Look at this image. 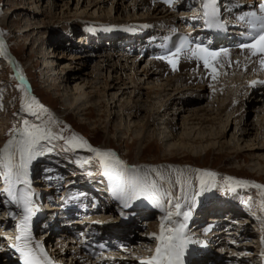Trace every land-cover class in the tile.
Listing matches in <instances>:
<instances>
[{
    "label": "rangeland",
    "instance_id": "obj_1",
    "mask_svg": "<svg viewBox=\"0 0 264 264\" xmlns=\"http://www.w3.org/2000/svg\"><path fill=\"white\" fill-rule=\"evenodd\" d=\"M89 2L87 0H0V17L6 24L5 30L0 28V149L13 138L12 129H22L24 121L29 125H48L56 133L62 131L65 137L72 134L80 137L79 132H82L95 144L96 149L112 151L120 160H127L128 166L141 169L142 173H146L155 181L160 192L166 189L167 193L171 194L173 203L179 200L182 205H188L185 211L190 209V204H186L182 198L172 196L175 195V186L171 183H175L176 187L181 186L184 178L188 179L193 172L198 173L197 170L216 173L217 179L224 182L227 187L236 186V180L226 178H231L233 175L247 178L245 181L250 183L246 191L236 189L234 194H249L253 204L256 201L255 208L246 215L236 216L240 217L235 219L237 226L227 222V226L235 229L231 235H219L224 239H221L220 245L216 247V252L221 253L220 255L227 261L226 264H264V255H262L264 237L261 238V233L264 231V211L260 208L259 195L264 189L251 187V182L257 183L254 179L264 184V149L250 151L253 153L245 151L246 148H251L252 144H254L253 148L256 146L262 148L264 143V95H261L264 90L257 93L250 91L247 83L251 80L252 72L248 75L249 73L244 74L235 70L224 78L230 80L227 85L220 83L223 81L221 78L209 85L201 82L184 85L179 81L175 82L173 87L166 86L168 78L175 80L174 74L178 72L168 73L169 75L166 76L161 73L154 74L152 78L146 79L147 77L140 75V71L147 66L145 61L138 64L128 63L132 57L129 60L125 59L118 52L113 51L108 44L104 45L106 40H103L98 49L88 50L83 57L70 59L69 55L76 56L78 53L74 52V46L70 48L66 45L67 39L64 35L68 36L74 27L78 28V31L86 26L95 30L104 28L103 25L118 28L124 21L137 19L141 21L149 17L163 20L172 17L171 14L169 15L170 12L165 13L159 9L161 14H152L150 9L137 7L135 0H105V2L97 0L102 2L99 4ZM187 10L186 8L184 11ZM97 17L107 18L106 22L102 24L95 21ZM76 18L82 20L76 22L74 21ZM79 32L80 36L84 34L82 30ZM109 32L107 31L106 34H110ZM92 44L97 46L96 42ZM7 46L11 48L9 50L15 58L7 54ZM101 52L106 57L115 52L114 54L119 56L117 57L120 59L119 64L126 66L127 69L121 72L116 69L117 66L113 65L114 60H111L113 57L110 55L108 56L110 61L102 66L103 63L99 61L98 56L102 54ZM37 65L40 67L35 69ZM45 65L48 68L42 73L41 68L43 69ZM131 66L139 72V80L134 79V88L122 89L124 86H132L129 84L134 78ZM13 69L24 78L15 76ZM22 70L31 75L32 81L36 78L30 103L33 98L37 103L31 109L27 106L22 107L23 102L30 95V84H28L30 79H27L28 76H23ZM36 70H40L43 77L35 76ZM220 71L217 73L222 75ZM182 72L192 76L187 74L186 70ZM229 73L230 71L226 75ZM67 74L69 79L65 80ZM120 74H123L121 82L117 80ZM49 75H51L50 79ZM250 84L252 87H258L254 83ZM163 86L167 91H162ZM136 89L139 90L140 95ZM147 92H151L149 96ZM78 98L79 102L76 103L75 99ZM181 99H184V103ZM188 100L193 102L186 106L185 101ZM135 103L141 108L136 113L133 110L129 111ZM40 105H43L44 110H41ZM199 107L209 109L208 113L193 112ZM134 114L136 115L133 116ZM196 116L204 121L194 120ZM211 118L215 120L211 121ZM220 128L223 132H219ZM246 144L250 147H246ZM61 145H64L63 141H53L52 144L47 145L53 147V152L38 156L31 161L32 168L30 163L28 165L29 188L34 193L35 200L44 198L51 202L58 198L54 190L49 192L40 190L47 182L52 184L60 181V173L66 174L71 168V165L63 163L66 169L60 171L58 166L60 158L68 162H77L92 154L85 151L87 147L64 151ZM49 161H56V165ZM164 166L178 172L177 177L162 173L161 168ZM197 166L204 168L200 169ZM190 171L191 174L183 175ZM1 182H3L2 177H0ZM215 188L219 186L216 185ZM2 189L3 184L0 186V193ZM179 189L181 191L184 188ZM198 190L196 184L192 183L184 195L192 196ZM208 192L210 191L199 196L204 198ZM199 196H195L198 197L195 199L201 198ZM5 198L4 194H0V201ZM110 205L113 206V212L106 211L104 207L105 212L100 208L85 218L88 221L95 218L96 224L99 223L100 226L104 224L105 228L109 226L113 232L115 230L121 234L126 228H129L128 231L131 229L129 233L122 235L120 240L114 239L118 243L113 253L120 264H141V261L149 258L155 250L156 242L150 237L152 234L159 235L160 218L164 213L157 209L162 212L160 215L155 216L154 213L146 220L138 218L126 226L121 224V208H115L114 204ZM169 209L175 211L171 206ZM9 211L13 209L0 203V217H5ZM147 213L150 214L151 211ZM174 219L182 220L181 217ZM245 220L247 224L239 227L240 222ZM12 223L11 220L10 224ZM2 224L1 220L0 225ZM99 229L103 231L104 228L101 226ZM3 244L4 242L1 241L0 247ZM121 258L126 262L121 263Z\"/></svg>",
    "mask_w": 264,
    "mask_h": 264
},
{
    "label": "snow or ice",
    "instance_id": "obj_2",
    "mask_svg": "<svg viewBox=\"0 0 264 264\" xmlns=\"http://www.w3.org/2000/svg\"><path fill=\"white\" fill-rule=\"evenodd\" d=\"M171 5L172 0H164ZM202 18L204 24L209 28H223L224 24L219 19V0H201ZM239 6V5H237ZM258 11H248L240 15L237 19L246 26V36L249 43L239 45L241 49H249L253 57H260V64L264 67V2L256 5ZM190 53L189 58H195L203 62L205 70L213 73V79L217 72L216 61L221 55L228 56L227 49L210 50L208 47L196 44L193 49L187 39L175 47L173 51H168L166 55L157 57L166 60L175 71L178 60L175 57L185 50ZM238 63V62H237ZM37 102L35 98L27 105L31 109ZM41 110L43 105H40ZM52 123V121H49ZM13 138L9 139L2 149H0V177H2L5 187L2 193L6 198L0 203L4 205L15 206L19 212L9 211L10 220L19 217V222L15 224L17 235L16 243L11 244L19 254L22 264H54L49 258L43 245L35 241L31 233V219L36 213V207L33 201L34 193L29 188L24 190L19 185L28 184V165L38 156L45 154V151H53V147H47L53 141H63L61 145L64 151H71L78 148L87 147L89 152L95 154L98 165L103 170V175L110 182L111 190L115 199L121 201L124 207H129L132 201L139 200L141 197L152 200L155 205L164 212L160 218L159 235L152 234L150 237L156 242L155 252L149 258L142 260L141 264H185V256L188 253V246L192 243L191 238L186 233L187 221L190 218V209L183 210V205L177 200L173 203L171 194L167 204L175 211L166 208L161 203L160 189L155 181L151 180L146 173L135 166H128L124 161L117 158L112 151H101L87 144L81 137L72 134L68 137L63 132L56 133L45 124H31L24 121V127L17 130L12 129ZM18 136L19 138H15ZM89 161H85L88 163ZM199 173V190L192 196L185 194L182 198L186 204L194 207L195 196H199L206 191L216 187V173L210 171L197 170ZM232 180V178H226ZM185 183L191 184L190 180ZM241 186H248L250 182L235 181ZM251 187L264 189V185L251 182ZM233 191L235 189H232ZM260 208L264 211V191L259 193ZM174 217H183V220L174 219ZM264 255V253H262Z\"/></svg>",
    "mask_w": 264,
    "mask_h": 264
},
{
    "label": "bare ground",
    "instance_id": "obj_3",
    "mask_svg": "<svg viewBox=\"0 0 264 264\" xmlns=\"http://www.w3.org/2000/svg\"><path fill=\"white\" fill-rule=\"evenodd\" d=\"M88 1H90L91 2V4H93L92 2H96V3H102V2H105V0H101L102 2H97V0H87V2ZM136 1V6L137 7H141V8H143V6H146L147 7V9H150V12L152 13V14H156V15H158V14H161V12H159L158 11V6H156V5H154L152 8L149 6V3H147L145 0H135ZM85 2V1H84ZM89 2V3H90ZM95 3V4H96ZM88 5V4H87ZM90 5V4H89ZM150 5H151V3H150ZM174 6H179L178 4H175ZM160 10V9H159ZM166 11V10H165ZM107 12V11H106ZM109 12V11H108ZM2 18L0 17V28H2V29H6V24H5V21L4 20H1ZM106 19L107 18H104V17H100V18H98L97 17V19H94L95 21H97V22H101L102 24L103 23H105L106 22ZM146 19H151V17H149V18H146ZM146 19H144V20H141L142 22H144ZM82 19H80V18H76V19H74V21H76V22H78V21H81ZM140 19H137L136 21H139ZM91 21V20H90ZM125 22H128V21H124V23ZM146 22H147V20H146ZM113 23H115V22H113ZM85 28L86 27H82V29H80V30H85ZM78 28H76V30H77ZM24 31H29V30H24ZM109 31H111V30H108V32ZM115 31V33H110V34H117L118 32H119V30L118 29H116V28H113L112 29V32H114ZM85 36V37H84ZM96 36L99 38V34H96ZM81 39H82V37H84V39H83V41L84 40H87V43L89 44L90 42H91V40H89V37H92L93 38V35H92V33H90L89 31L88 32H85L84 31V34H82L81 36ZM91 39V38H90ZM87 43H85V44H87ZM10 53L12 54V52H11V50H10ZM78 53V52H77ZM102 53V52H101ZM115 53V52H114ZM114 53H112V54H109L110 56H112L113 57V59H111V60H114V63H113V65H116L117 67H116V69H119L120 70V72H121V70H124L125 71V69H127V68H125L126 66H123V65H121V64H119V60L120 59H118L119 58V56L118 55H116V54H114ZM228 56H224V55H221L220 57H218V59H217V61H216V65H217V71H220L221 73H222V75H220L219 74V72L217 73H215V76H216V78L215 79H213L212 77H213V73L210 71V70H203V74H192V76H188V75H186V73H183L182 71H184V70H186L187 68H189V67H191V63H189L188 61H186V60H183V61H181L179 64H178V66H177V69L175 70V72H178V73H176V74H178V75H176V74H174L175 76H176V78H175V80L173 79V78H168V80L166 81L167 83H166V86H172L173 87V84H175V82H179V81H181V82H183L184 83V85H188L189 83L191 84V83H194V82H201L202 84H204V85H209L210 83H212V82H214L215 80H220L221 78L223 79V81H221L220 83H223V84H225V85H227V82H229L230 80H225L224 78L226 77V76H229L230 74H232L235 70H237V71H240V72H243L244 74H248V73H250V72H254V73H256L257 71H260L261 70V68H262V66H261V64H260V57H256V59H254V60H251V61H249V55H250V50L249 49H232V50H230V51H228ZM108 55V56H109ZM70 57V59H72V58H79V57H83L84 56V54H78V55H69ZM99 57H100V59H99V61L100 62H102L103 64H102V66H105V64H107V62L108 61H110V60H108V56L106 57L105 56V54H100V55H98ZM118 57V58H117ZM234 57V58H233ZM135 59H136V57H135ZM143 61V60H142ZM131 62H133V63H135V60L132 58V60H130L128 63H131ZM141 62V61H140ZM139 62V63H140ZM238 62V63H237ZM168 62L166 61V60H164V61H162V62H157V61H153V65H148L147 64V66H145L141 71H140V75H142L143 77L145 76V77H147L146 79H150V78H152V76L154 75V74H160L161 73V75H164L165 74V76L168 74V73H174V71H172L171 72V70L172 69H169V68H167L166 67V65H170V64H167ZM43 64H45V63H43ZM127 64V63H126ZM98 65V64H97ZM171 66V65H170ZM112 67H114V66H112ZM120 67V68H119ZM48 67H47V65H45L44 67H43V69H42V73H43V71L45 70V69H47ZM95 68V67H94ZM234 68V69H233ZM232 69V70H231ZM158 71V72H157ZM230 71V73L229 74H227L226 75V73L227 72H229ZM22 72H23V74H24V72H25V70H22ZM131 72H132V74H134L133 76H134V78H133V80H131L130 81V83L129 84H132V86L130 85L129 87L128 86H124L122 89H126V88H134L135 86H133V84H134V81L135 80H139V78H138V75H139V72H137V70H135V68L134 67H132L131 66ZM17 73V72H16ZM193 73V72H192ZM17 75L19 76V77H21V78H24V77H22L21 75H19L18 73H17ZM169 75V74H168ZM223 75H225V76H223ZM17 76V77H18ZM23 76H25V74L23 75ZM50 76L51 75H49L48 76V78L50 79ZM71 76V75H70ZM123 74H120V76H118V78H117V80H119V82H121V81H123ZM132 76V77H133ZM218 77V78H217ZM61 79V78H60ZM69 79V74H67V76L65 77V80H68ZM129 79H130V77H129ZM135 79V80H134ZM167 79V78H166ZM64 79H62V81H63ZM64 80V81H65ZM125 81V80H124ZM28 82V81H27ZM148 82V81H147ZM247 82V81H246ZM125 83V82H124ZM29 84V83H28ZM158 84H160V83H158ZM162 84V83H161ZM160 84V85H161ZM256 85V84H255ZM160 87V86H159ZM214 87V86H213ZM151 89H156V90H160V89H158V88H153V87H151ZM201 89V88H200ZM74 90H75V88H74ZM137 90V89H136ZM263 90V89H262ZM163 92H165V91H167L166 89H165V87L163 86V90H162ZM75 92V91H74ZM137 93L139 94V90H137ZM151 93V92H150ZM150 93L149 92H147V95L149 94L150 95ZM198 93H200V92H198ZM140 95V94H139ZM148 95V96H149ZM197 96L199 95L200 96V94H196ZM195 95V96H196ZM261 95H264V91H262V93H261ZM140 97V96H139ZM151 98V97H150ZM28 99V98H27ZM74 99V98H73ZM76 101V103L77 102H79V98L78 99H75ZM183 100L184 99H181V101L183 102ZM181 102V103H182ZM193 102V100H191V101H185V105L187 106V105H190L189 103H192ZM184 103V102H183ZM182 103V104H183ZM241 104V103H240ZM133 105V104H132ZM130 110H133V112H138V111H140L141 110V108L139 107V105L137 106V103H135V105L131 108V109H129V111ZM223 110V109H222ZM199 111H203V113H208V111H209V109H207V108H200L199 107V109L198 108H196V109H194L193 110V112H199ZM226 111V110H225ZM192 113V112H191ZM166 114H168V113H166ZM260 114V113H259ZM136 114H134L133 116H135ZM193 115H195L194 113H193ZM132 116V117H133ZM200 120V121H204V120H201V119H199V118H197V116L194 118V120ZM261 119V118H260ZM215 119L214 118H211V121H214ZM259 120V119H258ZM208 121V120H207ZM170 124V123H169ZM222 128H225V126H222ZM222 128H220V131L219 132H223V129ZM193 139V138H192ZM193 140H196V139H193ZM264 142V141H263ZM247 145V144H246ZM254 144H252L251 145V148H246V152L248 151V152H250V151H252V150H263L264 149V143H262V148H257V146L256 147H252ZM249 146V144L246 146V147H248ZM250 147V146H249ZM186 148V147H185ZM184 147H183V149H185ZM205 150H207V149H205ZM184 152V151H183ZM250 153H253V152H250ZM137 161H139L140 162V160L139 159H137ZM31 164V163H30ZM33 164V163H32ZM32 164H31V166H32ZM35 165V164H34ZM30 166V167H31ZM30 167H29V169H30ZM162 169V173H168L169 175H178V172L176 173L175 172V170H173V169H170L169 167H167V166H164V167H162L161 168ZM48 172V171H47ZM191 174L192 172L190 171V172H186V173H183V175H185L186 176V174ZM187 174V175H188ZM78 175L77 174H71V175H69V176H65V177H67V181H68V183L66 182V180H62V186H60L59 188H61V189H65V191H63L64 193H66V191H69V190H72V188H70V186L71 185H74V183L76 182L75 180H76V177H77ZM198 176H199V174L198 173H195V172H193L190 176H189V178L187 179V178H184V180L182 181V183L183 184H181V186H178V187H176V185H175V183H171L172 184V186H175V189H174V192H175V195H172V196H176V197H178V199L179 198H183V195H184V193H185V191H187V189H188V186L189 185H192V183H194V184H196V188L197 189H199V179H198ZM177 177V176H176ZM28 179H29V177H28ZM54 179H55V177H54ZM186 180H190L191 181V184H187V183H185V181ZM65 181V182H64ZM66 183V184H65ZM64 184V185H63ZM28 185H29V180H28ZM2 186V185H1ZM18 187H21V188H23L24 190H28L25 186H23V185H19ZM29 187H30V185H29ZM33 188V187H32ZM179 188H184L183 190L181 189V191H180V189ZM32 191V190H31ZM79 191V190H78ZM63 193V198L66 196V194H64ZM160 193H163V192H160ZM57 194V193H56ZM204 193H202L201 195H203ZM68 195V194H67ZM168 196V195H167ZM199 197H201V196H199ZM174 198V197H173ZM195 198H198V197H195ZM169 198H167V200H168ZM203 198L201 197V198H199L198 200L197 199H195L194 200V207L193 206H191V204H190V210H194V209H196V206L197 205H199L200 203H201V200H202ZM167 200H166V203H165V207H167V208H169L170 207V205H168L167 204ZM173 200V199H172ZM175 200V199H174ZM140 202H142L141 204L143 205V203H145L146 205H147V207H144V208H142L143 210H144V212L146 213L147 211H151V213L149 214V213H147L146 215V219H147V217H151V216H153V214L155 215V216H158V215H156L157 213L156 212H159V211H161V209L160 208H158L156 205H155V203L152 201V200H149V199H146V198H143V197H141L139 200H135V201H132L131 202V205H135L136 203H137V205H138V203H140ZM149 203V204H148ZM161 203H164L162 200H161ZM111 204V203H110ZM110 204H108V205H105L104 207L107 209L106 211H110V212H113L114 211V209H113V206H111ZM113 204V203H112ZM108 206V207H107ZM105 208H104V212H105ZM115 208H118L117 207V205L115 204ZM152 209V210H151ZM159 211H158V210ZM122 210H124L123 208H122ZM153 210H157V211H155V212H153ZM126 212H129V211H126ZM153 212V213H152ZM160 213V212H159ZM243 213H245V212H243V211H240V210H238V211H236L235 212V216H233V217H231V221H229V223L230 222H232L230 225H234V226H237V224L235 223V219L236 218H239V217H236V216H240V215H242ZM194 216H198V214L199 213H192ZM124 215H125V213H124ZM154 216V217H155ZM95 219V218H94ZM94 219H92V221L94 220ZM159 220V219H158ZM5 221H8V220H5ZM223 221V220H222ZM246 221V220H245ZM244 221V222H245ZM243 222H240V226H239V224H238V226L239 227H242V226H244V224L245 223H243ZM236 224V225H235ZM242 224V225H241ZM5 227H4V229H6V231L7 230H9L10 228H7V225H8V222H5ZM102 226V228H105V226H104V224L103 225H101ZM100 226V227H101ZM200 226H203V225H200ZM197 227V229H203V228H201V227ZM229 227V226H228ZM238 227V228H239ZM2 229H3V227H2ZM127 229H129V228H126V231L124 232V235L125 234H127V233H129L130 232V230L128 231ZM219 228H217L216 230V232H213V231H210V233H211V235H208L209 237H211V239H210V243H209V246H211L212 244H211V242H213L212 241V239H214L215 238V236L217 235V233H219V234H221V232L222 231H220V230H218ZM230 229L232 230V231H226V232H230V233H233V230L235 229L234 227H230ZM237 229V228H236ZM109 229H107L106 231H105V233L104 234H107V231H108ZM204 230V229H203ZM223 232H225V231H223ZM222 232V233H223ZM210 233H208V234H210ZM115 235V237H121V233H115L114 234ZM208 237V238H209ZM238 237V236H237ZM239 238V237H238ZM191 240H193V239H191ZM215 241H217V239L215 240ZM214 248H211V250H213ZM213 251H215V250H213ZM55 252H58V251H55ZM67 253V252H66ZM66 253H65V255H66ZM232 261V260H231ZM108 262V261H107Z\"/></svg>",
    "mask_w": 264,
    "mask_h": 264
}]
</instances>
